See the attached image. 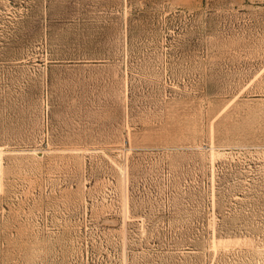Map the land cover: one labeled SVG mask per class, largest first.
I'll use <instances>...</instances> for the list:
<instances>
[{
    "label": "rangeland",
    "instance_id": "rangeland-1",
    "mask_svg": "<svg viewBox=\"0 0 264 264\" xmlns=\"http://www.w3.org/2000/svg\"><path fill=\"white\" fill-rule=\"evenodd\" d=\"M0 264H264V0H0Z\"/></svg>",
    "mask_w": 264,
    "mask_h": 264
}]
</instances>
